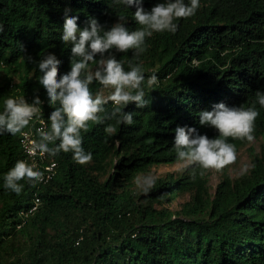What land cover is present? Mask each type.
<instances>
[{
  "label": "trees",
  "instance_id": "16d2710c",
  "mask_svg": "<svg viewBox=\"0 0 264 264\" xmlns=\"http://www.w3.org/2000/svg\"><path fill=\"white\" fill-rule=\"evenodd\" d=\"M163 2L142 0L146 10ZM135 11L122 0H0V112L9 97L32 103L39 95L50 130L59 103L49 105L38 63L51 52L61 61L57 78L70 71L72 45L61 40L65 16L78 17L81 29L96 18L105 30L126 16L125 27L134 31ZM174 22V34L153 33L138 57L112 50L125 71L129 62L143 68L148 103L125 107L131 125L89 122L81 131L89 163L61 151L56 175L35 187L21 180L17 195L5 189L4 175L25 160L20 133L0 135V264H264V107L256 102L257 90L264 92V0H200L195 15ZM152 74L158 83L149 89ZM89 87L93 96L105 88L95 81ZM217 103L258 111L253 135L263 146L250 147V167L233 177L225 166L213 191L211 169L184 166L155 177L154 189L142 194L137 181L153 166L181 162L173 145L178 126L219 136L199 124V114ZM104 107L110 113L113 104ZM109 125L116 129L111 135ZM227 142L236 151L250 143ZM35 192L41 204L18 227Z\"/></svg>",
  "mask_w": 264,
  "mask_h": 264
},
{
  "label": "clouds",
  "instance_id": "9594fccd",
  "mask_svg": "<svg viewBox=\"0 0 264 264\" xmlns=\"http://www.w3.org/2000/svg\"><path fill=\"white\" fill-rule=\"evenodd\" d=\"M122 2L129 7L135 6L136 11L133 15L140 26L136 30L129 31L125 27L126 16H119L118 22L105 30L96 18L89 19L86 26L81 29L77 24L78 17L66 15L61 40L72 45L73 59L70 71L60 75L58 79V66L61 61L51 52L45 54L39 61L38 66L43 73L39 83L46 90L48 103L50 106L59 103V107H54L48 117L50 130L46 117L40 113L42 101L39 95L34 97L32 103H28L24 97H9L4 102V111L0 112V135L20 133V137L30 121L33 120V125L25 130L32 127L36 130L34 123L38 116L46 119V130L37 129L38 141L32 142L28 152L30 155H36L38 152L41 158L47 154V162L56 161L55 173L49 180L56 175L58 162L54 156L61 151L71 152L73 160L78 164H87L92 160V153L85 152L82 147L81 137L82 130L88 131L90 121L103 123L105 119H115L117 124L131 125L134 122L133 115L124 111L125 107L135 102L138 108H143L148 103L144 99L143 68L129 62V70L125 71L123 63L116 58L112 50L120 53L133 50V56L138 57L147 50L146 38L156 32L174 34L178 30V25L174 21L195 15L200 7V0H189V3H185V0H165L163 3L155 4L151 10L143 7L142 0ZM3 30V25L0 24V32ZM97 55L99 59H96ZM90 63L96 65L94 70L89 68ZM94 81L114 91L106 98L100 94L93 96L89 85ZM157 83V75L152 74L148 77L149 89ZM109 102L113 104V108L110 113H105L104 106ZM256 102L264 107V92L257 90ZM100 113H105V116L102 118ZM258 115L254 106L244 108L229 107L225 103L214 104L210 111L204 110L199 114V124L215 128L219 136L209 138L195 127L178 126L175 129L173 144L177 158L184 161L186 167L198 165L204 170H222L236 160L235 146L228 143L227 138L246 139L252 142L255 139L253 133ZM115 131L111 125L105 128L109 135ZM56 141L59 143L56 144ZM23 152L25 160H18L4 175L5 189L17 195L23 190V185L19 183L21 180H28L33 187L44 180V173L36 170L35 164H29L27 154L24 150ZM203 174L202 171L200 175ZM155 183V177L148 175L138 180L137 186L142 194L149 195ZM35 194L33 203L27 209H22L21 213L34 204ZM28 217H24L23 221L26 222Z\"/></svg>",
  "mask_w": 264,
  "mask_h": 264
},
{
  "label": "rangeland",
  "instance_id": "374dc122",
  "mask_svg": "<svg viewBox=\"0 0 264 264\" xmlns=\"http://www.w3.org/2000/svg\"><path fill=\"white\" fill-rule=\"evenodd\" d=\"M114 89L112 88H104L100 91V95L107 97ZM262 140L263 138H255L252 142L248 143L245 146H242L239 150L236 151V160L234 163L227 165V170L231 176H238L240 173L246 171L251 165V148H254L255 152H260L262 150ZM185 166V162H175V163H167L162 165L153 166L151 171L147 174L140 177V180L143 177L151 175L153 177L164 176L167 172H175L179 173V171ZM220 171L215 169L210 170V183L212 185V190L214 191L217 183L220 181ZM188 196L179 197L176 201L171 203L172 207L177 208L180 206V203L185 201Z\"/></svg>",
  "mask_w": 264,
  "mask_h": 264
},
{
  "label": "built area",
  "instance_id": "2783aa9c",
  "mask_svg": "<svg viewBox=\"0 0 264 264\" xmlns=\"http://www.w3.org/2000/svg\"><path fill=\"white\" fill-rule=\"evenodd\" d=\"M34 124L36 126V130H34V127H32L31 129L22 131L19 137V142L21 148L27 154L29 164H35L36 170L42 171L44 173V180L42 182L45 183L54 175L56 161L53 160L51 162H47V154H45L43 158H41L38 152L36 153V155L29 154L28 149L30 148L32 142L38 141L36 136L37 129L43 128L44 130H46L47 128V122L43 116H38ZM40 204L41 198L36 193L34 198V204L27 211H22L24 217H28L32 212L37 210ZM23 222H25V220Z\"/></svg>",
  "mask_w": 264,
  "mask_h": 264
}]
</instances>
